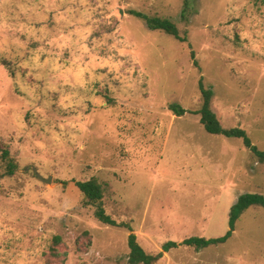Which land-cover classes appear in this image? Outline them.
<instances>
[{
	"label": "rangeland",
	"instance_id": "374dc122",
	"mask_svg": "<svg viewBox=\"0 0 264 264\" xmlns=\"http://www.w3.org/2000/svg\"><path fill=\"white\" fill-rule=\"evenodd\" d=\"M130 10L169 19L186 41ZM182 10L183 0H0V145L16 165L8 174L0 151V264H129L130 231L99 221L75 181L95 178L106 214L148 254L222 236L239 194L264 195V162L193 113L202 77L222 127L264 151V0ZM152 264H264V208L245 209L224 243L173 247Z\"/></svg>",
	"mask_w": 264,
	"mask_h": 264
},
{
	"label": "trees",
	"instance_id": "16d2710c",
	"mask_svg": "<svg viewBox=\"0 0 264 264\" xmlns=\"http://www.w3.org/2000/svg\"><path fill=\"white\" fill-rule=\"evenodd\" d=\"M190 8V0H183V10L182 16L186 18ZM135 17H138L144 20L146 26L152 30H161L164 33L173 36L181 42L186 41L185 36H180L179 31L175 23L170 21L167 18L157 17V16H148L139 11L130 10L129 11ZM193 64L197 65L195 60L194 53H190ZM198 88L200 90L202 103L198 110L193 113L199 114V122L202 124L204 129L211 134H222L227 137H237L241 138L243 144L258 158L260 162H264V151L259 150L256 145H254L251 139L248 137L246 132L238 127L233 128H224L219 122L215 112L211 109V99L213 96V90L211 87H206L203 84L202 77L198 80ZM168 108L175 115H183L187 110L180 106L178 103L169 104ZM1 156L7 160V173L12 174L15 170V164L9 158V151L0 145ZM75 186L79 189L83 195V200L85 205H93L95 207L94 216L101 221L102 223L114 226H120L127 228L130 233L127 237V245L129 247L128 253V262L129 264H152L157 261L164 252H167L171 248H175L180 245L192 246L195 248L207 247L211 244H220L224 243L232 234L235 223L243 213V211L251 206H258L264 208V195L259 193H249L245 192L239 194L235 202L230 208L228 215V229L227 231L217 238H205L199 236H190L184 238L180 242L167 241L162 245L161 251L156 254H148L143 248L138 244L136 240V235L131 231V227L128 223L125 222H116L108 214H106L103 205L102 197L103 190L100 183L95 178H90L88 180L75 181ZM56 240L59 238L56 237Z\"/></svg>",
	"mask_w": 264,
	"mask_h": 264
},
{
	"label": "water",
	"instance_id": "95a60500",
	"mask_svg": "<svg viewBox=\"0 0 264 264\" xmlns=\"http://www.w3.org/2000/svg\"><path fill=\"white\" fill-rule=\"evenodd\" d=\"M33 172L35 173V175L40 178L42 181L44 182H49L51 180V177H48L47 179H43L37 172H36V169L33 168Z\"/></svg>",
	"mask_w": 264,
	"mask_h": 264
}]
</instances>
